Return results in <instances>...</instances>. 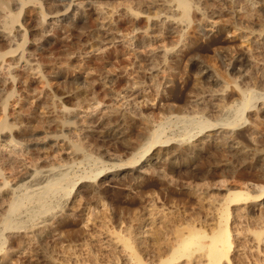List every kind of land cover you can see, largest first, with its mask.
I'll return each mask as SVG.
<instances>
[{"label": "bare ground", "instance_id": "obj_1", "mask_svg": "<svg viewBox=\"0 0 264 264\" xmlns=\"http://www.w3.org/2000/svg\"><path fill=\"white\" fill-rule=\"evenodd\" d=\"M47 4L0 0V264H264V0ZM179 74L154 120L148 89ZM141 126L99 170L91 141Z\"/></svg>", "mask_w": 264, "mask_h": 264}, {"label": "rangeland", "instance_id": "obj_2", "mask_svg": "<svg viewBox=\"0 0 264 264\" xmlns=\"http://www.w3.org/2000/svg\"><path fill=\"white\" fill-rule=\"evenodd\" d=\"M42 1L45 2V3H47V2L49 3L50 2L51 5L50 4H47V5L50 6L51 8H53L52 7L53 6L52 3H56V1H57V3H61L62 1H65V0H42ZM31 14L32 13L30 11H27L26 12L27 19H29L28 21H31ZM230 34L231 33H229L227 35V32H226L224 35L223 34L221 35V37H225L227 39V41H225L222 44H220L222 46L221 51L222 50H227L228 53L231 55V56H228V58H224V59H223V55H221V57H219L220 59L217 60L219 64L218 63L217 64L220 65V66L222 65L221 66L222 68L228 67L229 66L228 63H230V60H233V57H235L237 55V52H238V54L240 53V51H238L240 49V41L239 40H234V41L233 40H228L229 37H227V36H230ZM75 35H76V37H75ZM78 37H80V34L78 32H77V34L74 33V38L72 37L73 38V41H77ZM49 40L50 39L47 38V41H49ZM207 40H209V39L208 38H203V40H201V42H200V46L202 45L203 47H206L207 46V43H208ZM46 42H45V44H46ZM229 47H231V49ZM231 50H232V52H231ZM204 53L208 54V52H205V51H204ZM228 59H230V60L228 61ZM223 62L225 63L224 65H223ZM74 63L76 64V62H74ZM78 71H77V73H79ZM231 71H233V69H231ZM81 73H83V72H80V74ZM256 73L258 74V71L255 70V74ZM83 74H84L83 77H85V73H83ZM234 74H235V76L234 75L233 76L236 77V76H238L239 73L238 72H234ZM181 75L182 74H179L178 76L175 77L176 79L174 78V83L175 84L173 83L174 85L173 84L171 85V87L173 88L172 92H168V90H167L166 93H163V92L161 93L163 97H161V94H157V92L155 91V89L153 87H151V88L148 89V93H149L147 95L148 98L146 97V101L144 102L147 106L145 104H143V111L147 112V114H150L151 117H152L151 113L154 114L153 115L154 117H152V118H154V120H159L160 117H161L160 116L161 113L163 114L162 111H166L167 110L166 108H170L168 106H170V105L171 106H174L175 104L177 105V103H175V102H179L178 103L179 105L184 103V101H182V100H184V98H185V95L184 94H185V91H186V88H187V84H184V83H187L186 82L187 81V77L185 78L186 74H184L182 76ZM180 77H182V78L180 79ZM177 79H179V80H177ZM52 80H53L52 86L55 88V90L57 91V93H63V91L64 92L74 91L73 89H75V86H76V84L75 85H72V84L65 83L64 78H62V77H60V78H54V79L52 78ZM184 89H185V91H184ZM172 94H174V95H172ZM98 95H101V97H102L103 93L101 92ZM47 99L48 100H51L49 96L47 97ZM47 99H42V101H45V100L48 101ZM147 99H148V101H147ZM170 101L173 102V103H171ZM164 102L166 103L167 106L164 105L165 104ZM168 104H170V105H168ZM159 112H160V114H159ZM157 114H159V115H157ZM40 116H41V114H39V117ZM156 117L159 118V119H157ZM137 128L138 127H136L135 129L133 128L134 130L130 131L131 133L128 132L127 135H128V140L129 141H128V144H126V145L124 144L126 147L123 145V143H122V145L120 144V147H117L119 144H113V143H110V144L109 143H106V144H104L101 141L100 142H96L95 140L91 141V143H93V145L91 146L92 147L91 150L93 152L92 151L91 152H92V154L94 156L99 157V160H100L99 161V165H98L99 170L102 169V168L109 169V167L113 166V164H119V163H121L122 159H123L122 162H125V161H127L129 159V157L131 156V151H133L134 148H136L140 143H142V142H144L146 140V134L144 133L143 127L141 126L140 128H138V129ZM177 132H178L177 127H175V126L173 127L172 126V127H169V129H167L166 135H169V137H172L174 134H177ZM122 146H124V147H122ZM132 146H134V147H132ZM125 148H126V151H125ZM94 151L95 152H98V153H95ZM107 151H109L110 153L118 154L119 156H121V158H120L121 160L120 161H114V162L108 161L105 157H103L104 154H105V152H107ZM127 151H130V152H127ZM128 153H130V154H128ZM107 161L109 163H107ZM91 168H92V164H83L81 167H77V171L81 172L83 169H86L87 171H90ZM134 185L132 183V186L129 188L130 190L128 189L129 191L127 190V192H126V193H129V195H130V196H128V198H130L132 195H134L138 191V189L136 188L137 186L136 185L134 186ZM114 189H117V188L114 187ZM108 196L111 197L112 196V193H110ZM127 201H130V200L127 199ZM71 221H73L72 218H70L69 220L63 222L64 224H62V225H63V227H64L65 230L68 229V227H69V229L66 230V231H70V230L72 231L74 228L75 229L77 228L78 225H75L73 223L74 221L73 222H71ZM78 228H79V226H78ZM66 233H68V232H66Z\"/></svg>", "mask_w": 264, "mask_h": 264}]
</instances>
